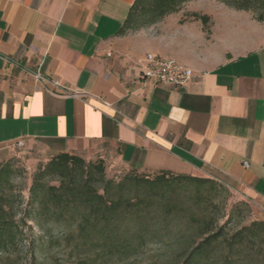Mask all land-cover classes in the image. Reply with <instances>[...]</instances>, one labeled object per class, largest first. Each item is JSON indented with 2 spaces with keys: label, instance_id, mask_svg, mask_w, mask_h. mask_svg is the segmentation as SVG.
Here are the masks:
<instances>
[{
  "label": "crops",
  "instance_id": "0c3cea01",
  "mask_svg": "<svg viewBox=\"0 0 264 264\" xmlns=\"http://www.w3.org/2000/svg\"><path fill=\"white\" fill-rule=\"evenodd\" d=\"M136 1L0 0V164L21 141L53 154L105 145L129 168L213 178L264 203V19L189 0L135 27ZM148 53L194 76L150 81ZM35 71L81 94L56 95Z\"/></svg>",
  "mask_w": 264,
  "mask_h": 264
},
{
  "label": "trees",
  "instance_id": "16d2710c",
  "mask_svg": "<svg viewBox=\"0 0 264 264\" xmlns=\"http://www.w3.org/2000/svg\"><path fill=\"white\" fill-rule=\"evenodd\" d=\"M187 1L137 0L128 20L146 12L152 14L148 24L154 23L178 11ZM222 1L253 10L258 19H264V0ZM51 154V159L34 177L27 206L38 205L33 215L38 225L55 222L69 228L67 238L85 264H96L98 260L103 261L99 264H110L115 259L133 256L148 244L146 237H156L165 231L160 226L161 219L183 216L189 227L198 226L197 237L178 264H205L219 251L220 260L230 263L242 256L238 246L254 234L252 225L232 232H226L224 225L213 229L218 220L208 217L212 201L207 190L226 186L213 178L168 171L146 173L130 168L122 179L114 181L105 177L102 161L88 164L79 154ZM10 172L9 161L0 164V186L8 180ZM51 175H58V185L45 182L46 176ZM34 210L25 208L24 217H31ZM16 215L14 205L0 193V252L10 251L23 240L24 230L19 221L26 224V219L21 217L18 221Z\"/></svg>",
  "mask_w": 264,
  "mask_h": 264
},
{
  "label": "rangeland",
  "instance_id": "374dc122",
  "mask_svg": "<svg viewBox=\"0 0 264 264\" xmlns=\"http://www.w3.org/2000/svg\"><path fill=\"white\" fill-rule=\"evenodd\" d=\"M151 17V13H141L132 21V24L135 27L146 25ZM11 149L10 157L5 161L10 162L11 172L8 180H4L0 186V193L6 195L16 208L18 221L24 217L25 208H35V210L31 217H24L26 224H23L24 220L19 221L24 230L23 240L10 251L0 252V264H85L83 258L73 250V243L67 238L69 228H62L59 223L55 222H44L43 226L38 225L33 216L38 205L27 206L35 175L53 155L37 143L25 141L13 145ZM79 155L88 164L102 161L107 179L119 181L131 171L122 163L118 155L105 145ZM57 179L58 175L46 176L45 182L58 185ZM207 194L212 201L207 210L208 217L218 220L217 224L213 225V229L224 225L226 232H232L242 226L252 225L255 231L251 238L238 246L243 253L240 258L238 256L232 262L226 263L220 260L219 251V255L205 264H264V203L227 186L209 188ZM189 203L188 200L187 205ZM160 223V226L165 229L161 235L156 237L149 235L146 237L149 242L144 248L131 257L115 259L110 264L180 263L184 252L197 237L198 226L189 227L187 219L183 216L176 219H161ZM253 224L257 225L253 226ZM101 262L103 261L98 260L96 264Z\"/></svg>",
  "mask_w": 264,
  "mask_h": 264
},
{
  "label": "built area",
  "instance_id": "2783aa9c",
  "mask_svg": "<svg viewBox=\"0 0 264 264\" xmlns=\"http://www.w3.org/2000/svg\"><path fill=\"white\" fill-rule=\"evenodd\" d=\"M146 66L143 75L150 81L158 83H165L173 86H183L188 83L194 76L192 68L179 63L174 58H165L157 56L153 53H148L146 58ZM33 77L39 82L46 90L53 92L59 96H79L81 93L72 91L65 86L59 79H54L49 82L43 75L35 71L32 73ZM245 166L248 162L245 161Z\"/></svg>",
  "mask_w": 264,
  "mask_h": 264
}]
</instances>
